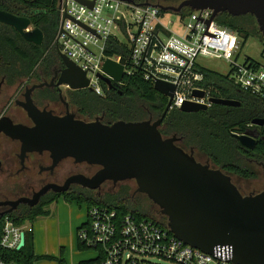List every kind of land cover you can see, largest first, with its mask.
<instances>
[{"label": "water", "instance_id": "95a60500", "mask_svg": "<svg viewBox=\"0 0 264 264\" xmlns=\"http://www.w3.org/2000/svg\"><path fill=\"white\" fill-rule=\"evenodd\" d=\"M92 7L94 0H75ZM162 11L178 14L184 7L190 10L208 8L212 11L208 24L220 12L233 16L251 14L258 30L264 37V0H181L176 5L149 3ZM66 15H63V19ZM61 21V22H62ZM0 22L13 27L23 39L39 45L43 34L39 28H30V20L24 16L0 10ZM29 29V30H27ZM61 29V23L59 27ZM64 68L57 85L66 84L72 89L86 88L88 78L66 55L58 53ZM124 57L118 62L106 59L102 71L115 82L123 79ZM108 88L109 77L99 74ZM153 87L168 100L161 116L155 120H117L111 124L77 119L73 114L58 116L50 111L38 110L29 95L21 107L32 121L28 126L13 123L7 115H0V133L20 143L18 158L23 165L28 153H48L50 164L44 169L52 170L59 162L71 158L75 163L97 165L99 169L90 177L82 174L68 176L62 184L47 183L29 196L15 199H0V216L11 212L19 204L36 205L48 191L63 193L70 184H80L97 189L110 180L113 183L134 180L135 192L145 194L166 217V226L184 243L204 252H211L219 244L232 246V261L237 264H264V190L242 195L229 175L220 168H213L209 161L201 163L194 157V150L185 151L176 142V135L163 137L160 125L170 109L175 85L156 80ZM201 97L202 91L194 90ZM211 104L237 106L239 101L210 98ZM207 105L185 102L179 110L195 112L206 110ZM262 125L264 119H253ZM238 141L252 147L254 139L248 133H232ZM1 168V161H0ZM21 233L17 249L24 245Z\"/></svg>", "mask_w": 264, "mask_h": 264}, {"label": "built area", "instance_id": "2783aa9c", "mask_svg": "<svg viewBox=\"0 0 264 264\" xmlns=\"http://www.w3.org/2000/svg\"><path fill=\"white\" fill-rule=\"evenodd\" d=\"M58 11L55 47L85 72L87 88L97 95L104 94L102 83L108 89L99 77H109L102 71L104 61L109 58L118 62L122 57L104 55L106 43L112 39L127 50L123 78L140 70L152 84L163 80L175 85L170 108H179L187 101L208 107L210 98L216 97L213 91L218 92L217 88L203 86V75L196 71L200 65L196 58L202 55L226 60L228 71L223 75L227 81L264 102V63L249 56L240 61V37L218 25L215 17L207 24L212 14L208 8L191 10L180 19L182 36L172 28L173 20H164V12L151 4L94 0L89 8L75 0H59ZM63 15L66 17L62 21ZM122 80L111 79L118 84ZM194 90L203 95L197 97ZM24 231L6 219L0 246L17 249ZM78 240L96 251V256L85 264H237L231 260L229 244L204 252L184 243L147 214L121 212L102 204L87 207V221L78 230ZM0 264L16 263L0 258Z\"/></svg>", "mask_w": 264, "mask_h": 264}, {"label": "trees", "instance_id": "16d2710c", "mask_svg": "<svg viewBox=\"0 0 264 264\" xmlns=\"http://www.w3.org/2000/svg\"><path fill=\"white\" fill-rule=\"evenodd\" d=\"M130 1L136 4L144 2L172 4L169 0ZM58 4L59 0H0V10L29 18L31 27L39 28L43 34L42 43L36 45L23 39L13 27L0 22V74L5 76L7 83L11 84L19 77L29 75L35 65L45 69L60 63L58 50L54 44L59 25ZM190 12L188 7H184L177 15L182 18ZM215 21L218 25L238 34L241 48L249 36H260L264 40L251 14L233 16L227 12H220L216 15ZM103 53L105 56L127 57L128 55L126 47L112 39L106 43ZM196 71L203 75L201 82L203 86L217 88L218 92L213 91L216 97L236 98L240 101V105L226 107L211 104L208 109L195 112H183L179 108H170L162 119L160 133L164 137L176 135L179 138L178 146L185 150L197 149L225 172H232L243 178H254L256 172L244 165L238 157L245 155L262 160L264 141L257 142L251 150L245 149L230 131L242 132L246 124L253 119L264 117V102L237 89L221 73L198 64ZM102 86L103 95L82 92L73 97V102L89 118L96 114L102 115L105 123L117 120L139 121L150 116L159 118L168 100L165 95L154 89L151 81L142 77L140 70H134L132 74L125 75L122 83L115 84L111 89H106L103 83ZM261 131L264 134V126ZM60 197L67 202H75L79 206L82 203H86L87 207L92 204H102L114 207L121 212L133 211L146 214L139 208L116 203L121 198L114 194L97 197L78 189L63 193L51 191L43 195L32 207L20 204L11 212L0 216V236L6 219L18 226L25 222L32 223L37 217L49 215L47 206ZM149 218L157 220L150 215ZM157 222L166 226L165 220H157ZM24 236V245L20 249H6L0 246V258L14 261L16 264H34L38 256L33 252L31 229L25 230ZM79 248L86 249L81 242H79ZM44 257L56 259L57 264H68L63 257L62 248L59 250L58 257L50 255H44ZM89 261H80L78 264Z\"/></svg>", "mask_w": 264, "mask_h": 264}, {"label": "rangeland", "instance_id": "374dc122", "mask_svg": "<svg viewBox=\"0 0 264 264\" xmlns=\"http://www.w3.org/2000/svg\"><path fill=\"white\" fill-rule=\"evenodd\" d=\"M180 1L181 0H169V2L172 3L171 5H176ZM166 19L173 20L172 28L179 36L184 34V28L180 24L181 18L176 13L166 11L164 13V20ZM263 50L264 40H262L260 36H249L244 42L242 48H240L239 60H243L244 56H249L259 63H264ZM196 61L201 66L221 74H225L228 71V63L222 58L202 55L198 56ZM20 92H22L20 87L17 89L15 87L4 89V91H2L0 94V106L4 101L7 100V98H10L9 101H13L16 98L19 99ZM73 111L75 110L73 109ZM8 114L15 121L29 123L25 114L20 111L13 103L10 104ZM77 116L78 118L87 121L94 120V118H85L79 116L78 113ZM147 119L155 120L156 117L150 116ZM18 149L19 144L17 142L11 141L5 137L0 138V160L6 162L7 169H5L4 172H0V199H14L15 197L28 194L29 189L24 185L26 182H28V184L35 190L38 189L40 185L39 178H41V176L37 174L36 166H34V163L32 162H39L44 166L49 164L48 154L44 153L40 156L32 154L30 155L29 159L30 164L32 163L31 171H23L15 175L13 172L19 167L18 158L16 157ZM194 157L196 160L203 163L207 160L206 155L195 148ZM245 165L253 169L256 172V176L254 178L241 179L235 175H232L234 184L243 194L264 190V168L255 163H246ZM94 170H96V167L88 168L86 164H75L72 159H64L55 169V179L56 182H61L70 174ZM46 174V172H43L42 177H45ZM135 188L136 184L133 180L118 182L114 187L110 182L105 181L102 183L101 193L102 195L114 194L119 196L121 199H124L125 197H131L135 192ZM133 199L136 200L139 206L149 205V211L143 210L144 213L154 217L157 220L166 221V217H160L161 214L159 212V208L150 199H148L145 194L136 193ZM58 203V206L56 202H53L47 206L49 215L37 217L32 223L25 222L23 225H21V227L24 230H28L29 225H33L34 222H38L39 230L41 231L40 239L42 241V246L45 249V220L52 219V222L49 223V226L53 232L49 239L55 246L54 257L59 256V250L62 248L63 257L66 258L69 264H78L80 261H88L93 259L96 256V251L90 248L80 249L78 240V230L87 221V205L82 203L79 206L77 203H68L64 201H59ZM42 253L37 255L38 258L36 259L35 264H57L56 259L45 258Z\"/></svg>", "mask_w": 264, "mask_h": 264}, {"label": "flooded vegetation", "instance_id": "af4514ba", "mask_svg": "<svg viewBox=\"0 0 264 264\" xmlns=\"http://www.w3.org/2000/svg\"><path fill=\"white\" fill-rule=\"evenodd\" d=\"M30 28H32V27L30 26ZM27 30H29V29H27ZM63 68H64V66H63V63L61 62V59H60V63L53 64V65H51L50 67H47V68L45 67V69L42 66H40V65H35L29 75H27L25 77H19L18 79H16L15 82H13L11 84L7 83V81L5 79V76L0 74V94H1L2 91H4V89L11 88V87H15L16 89L20 87L21 91H22V92H20V98L19 99L16 98L13 101H9L10 98L9 99L7 98V100L4 101L1 104V106H0V115H7L9 118H11V116L8 114V110H9L10 104L13 103L16 107H18V109L20 111H22L25 114V116L27 117V119L29 121V123H23V122H20V121H15L13 118H11L13 123H22V124L31 126L33 124L31 119L28 117L26 111L21 107V102H25L26 101L25 100V95L27 94L31 98V101H32L33 105L40 111H42V110L50 111L52 114H55V115H58V116H62V115H66L67 113H71V114L74 115L75 118L80 119L77 116V113H78L79 116H82V117H85V118H89V117L86 116V114H84L81 111V108H79L73 102V99H74L73 97H75L76 95H80L82 92L89 93V92H92V91L89 88H87V87L86 88L72 89L66 84L57 85L56 82H57L58 76L60 75V72H61V70ZM115 84H118V83L112 82V87L111 88H113ZM111 88H108V89H111ZM237 91H239V90H237ZM222 98H228V99H233V100L239 101L236 98H230V97H222ZM239 105H240V101H239ZM239 105H237V106H239ZM208 107H207V109H208ZM226 107H236V106H226ZM73 109L75 111H73ZM90 118H94V120L96 118H98L102 123H105L103 118H102V115H100V114H96V115H94V116H92ZM255 119H257V118H255ZM258 119H264V117H258ZM81 120H83V119H81ZM84 121H87V120H84ZM105 124H111V123H105ZM262 126H264V123L262 125H258V124L252 123V121H251L250 123L246 124V128H245L244 131L239 132V133L235 132V131H230V133L231 134L235 133V134H238V135H241L243 133H248L249 135H251L253 137V139H254V144H253L252 147H246V146L242 145L238 141V139L236 137H234L245 149L251 150V149L254 148V146L256 145L257 142H259L260 140L264 141V134H262V131H261ZM1 137H5V138H7V139H9L11 141L17 142L19 144V148H20L19 141L13 140L10 137L4 135L3 133H0V138ZM177 142H176V144H177ZM190 149L194 150V148H190ZM190 149H188V151ZM185 151H187V150H185ZM44 153H46V152H43V153H37V152L28 153L26 155L25 159H24L23 165H21L20 164V160L18 158V154H19V149H18V153L16 154V157L18 158L19 167L13 172V174L17 175V174H19V173H21L23 171H31V169H32L31 165H32V163H34V166H36V169H37V174L39 176H41V178H39L40 185H39L38 189H40L43 185H45L47 183L62 184L64 182V180L68 176L63 181L56 182L55 169L57 168V166H58V164L60 162L52 170L44 169L47 165L50 164V158L49 157H48L49 158V164H47L45 166L40 164L39 162H37V163L36 162H32L30 164V161H29L30 155L36 154V155L40 156V155H42ZM46 154H48V153H46ZM238 158L241 160V162H243L244 165L246 163H248V164L249 163H255V164L260 165L261 167L264 168V149H263V159L262 160H258L257 158L247 157L245 155H240ZM67 159H71V158H67ZM0 161H1L0 172H4V170L6 169V162L5 161L3 162V160H0ZM206 161H209L211 167L219 168V167L215 166L211 162V160L209 158H207ZM206 161H204V163ZM201 163H203V162H201ZM75 164H82V163H75ZM83 164H86L88 166V168L96 167V170L89 171V172H84L83 171V173L79 172V173H73V174H82V175H85L87 177H90L99 169V166H97V165H90V164H87V163H83ZM43 172L47 173L45 177H42V173ZM223 172L230 176L232 182H233L232 175H235V176H237V177H239L241 179H245V178L240 177L239 175H237L235 173H232V172H225V171H223ZM70 175H72V174H70ZM107 181L110 182L113 187L116 186L117 183H118V182L117 183H113L110 180H107ZM24 185H25V187H27L29 189V193L26 194V195H22V196H29L30 197L33 194V192L38 190V189L35 190L32 186H30L28 184V182H26ZM101 186H102V184L97 189H89V188L84 187V186H82L80 184L72 183V184L69 185V187L67 188L66 191H69V190H72V189H78L79 191H81L83 193H87V194H91L93 196L99 197V196H104L101 193V191H102L101 190ZM237 189L239 190V192L242 195H247V194H243L238 187H237ZM49 192H51V191H48L47 193H49ZM251 193H256V192H250L248 194H251ZM135 194H136V192H134V194L131 197H125L124 199H121L120 201H117L116 203H122V204L127 205V206L129 205V206H132V207L139 208L141 210L149 211V205H146V206L141 205V206H139V204L136 202V200L133 199ZM15 198H17V197H15ZM6 208L7 207H0V211L5 210ZM160 217H163V215L161 214Z\"/></svg>", "mask_w": 264, "mask_h": 264}, {"label": "crops", "instance_id": "0c3cea01", "mask_svg": "<svg viewBox=\"0 0 264 264\" xmlns=\"http://www.w3.org/2000/svg\"><path fill=\"white\" fill-rule=\"evenodd\" d=\"M59 201L67 202V201H65L62 198H58L55 201L57 206L59 204L58 203ZM68 203H70V202H68ZM72 203H75V202H72ZM58 212H59V210H58ZM51 222H52V219H46L45 220V225H46V228H45V234H46L45 249L43 248L42 241L40 239L41 231L39 230L38 222H34L33 225L32 224L29 225V227H30V229L32 231V234H33V252H34L35 255H39V254H41L43 252L42 253L43 255H50V256H53V257L55 256V246L49 239L50 235H52V232H53L51 230L50 226H49V223H51ZM65 261L68 263L66 258H65Z\"/></svg>", "mask_w": 264, "mask_h": 264}]
</instances>
